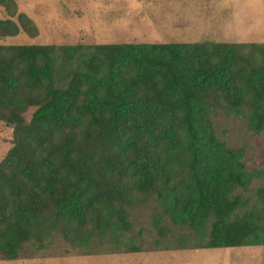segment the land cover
I'll list each match as a JSON object with an SVG mask.
<instances>
[{"label": "trees", "instance_id": "obj_1", "mask_svg": "<svg viewBox=\"0 0 264 264\" xmlns=\"http://www.w3.org/2000/svg\"><path fill=\"white\" fill-rule=\"evenodd\" d=\"M0 7V260L264 246V165L218 124L264 132V42L6 43L38 28Z\"/></svg>", "mask_w": 264, "mask_h": 264}, {"label": "rangeland", "instance_id": "obj_2", "mask_svg": "<svg viewBox=\"0 0 264 264\" xmlns=\"http://www.w3.org/2000/svg\"><path fill=\"white\" fill-rule=\"evenodd\" d=\"M15 1L18 11L33 19L38 35L31 37L22 31L2 42H264V0ZM31 112L32 109L25 113L26 118ZM218 124L228 130L224 135L226 140L246 145L248 167L264 165V132L245 133L233 121H219ZM11 144L12 129L0 121V160ZM63 249L61 244L55 243L42 257L0 260V264H264V246L95 255H81Z\"/></svg>", "mask_w": 264, "mask_h": 264}]
</instances>
